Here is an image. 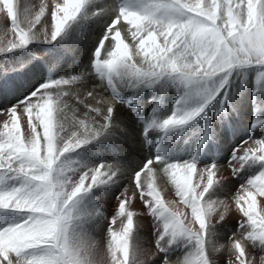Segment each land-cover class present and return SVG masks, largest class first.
I'll list each match as a JSON object with an SVG mask.
<instances>
[{
	"label": "bare ground",
	"instance_id": "1",
	"mask_svg": "<svg viewBox=\"0 0 264 264\" xmlns=\"http://www.w3.org/2000/svg\"><path fill=\"white\" fill-rule=\"evenodd\" d=\"M35 1H36L35 2V12L39 14V16H38V21L35 24V26L33 27L31 26L32 28L27 23L25 24L24 22H21L22 13L20 14L17 10H14L9 7L7 8L6 3H4L5 5H3V3L0 4V6H2L0 7V147L2 146L3 140L5 139L6 132H11V131L15 132L18 137L20 136L21 145H22L21 148H23V149H20L19 153L21 154L23 153L24 155L25 153H29L30 155L33 156L32 158H36L37 161L38 160L40 161L39 163L42 164L43 169H50L52 173L50 174V179L48 180V178L42 177L45 174L43 170H39V171L34 170L35 176L33 177L34 179L33 182H30L28 180H21L24 186L21 188L10 190V191L4 189V185H2V184H5L6 186L7 181L5 182L1 181L2 183H0V197H3V198H0V205L6 204L9 201L7 198H4V197L16 196L20 191L25 192L22 196L26 198V201H29V203H33V204H28L27 208H25L24 210L31 208L35 210V214H36L33 217L31 222L28 221L29 223L28 226L31 227V225L37 224L38 218H40L41 216V212H42L41 202L43 201V196H40V194L46 193L44 198H46L47 196L58 197L56 211H57L58 218H59V229L63 232H66V231L69 232V235L72 236L70 232H72L77 227L76 224L78 222L73 224L71 220H69L71 206H72L70 199L80 198L82 202V205H80L81 208H80V213H79L81 217L80 220L82 221L84 228L86 229L89 228L91 229V231H93L92 234L96 242L97 241L101 242L102 238H104L105 235L107 236L109 232H113V231H119V232L125 231L126 232L127 230H130V229L131 230L133 229L135 232L136 231L141 232L147 235V238H149V234L153 232V230H155V227H156L155 226L156 224L154 225L147 219V215L152 211L151 209L156 208L159 211L164 210L168 212V213L165 212L163 216H161L162 214L159 215L160 219L162 218L163 223H164V217L173 216V217H178V218L183 219L185 215H189L190 213H192V210H191L192 206H193V210L195 211V208H194L195 203L196 204L200 203L201 206L204 208V210L201 209L203 210V212L200 213L199 216L202 217L207 214H210V216H208L209 218H207V222L208 223L211 222V224H209V227H210L209 231L213 232V231H216V229L217 231H225L227 229L231 230L230 228L237 229L236 226L231 227V225L227 224L226 221L223 220V222H221L218 220V218L220 217L223 218V215H226L225 217H227V215H232V214H236V215L238 214L239 216L243 215L242 217L244 218V216L248 214L246 210H243V208H239L238 206L235 205V203L240 205L241 207L245 206L244 203L246 200L248 201L254 198L255 192L253 191L257 192V190H255V183L258 180H260L262 176L260 177H256V176L259 175L258 172L262 169L261 162H264V135H262V132H264V126L259 128L256 132H254L251 138L247 136L248 131L246 127L248 128L250 124L249 117H248L249 107L247 105L248 104L247 102L250 97V90L244 91L243 94H241L244 88H241L240 91H236V94L239 95V98L237 96L236 109H234L233 108L234 106H232L233 103L231 104V99L234 102V98H235V93H232V90L234 89L232 85H231V90L228 96L226 98H223L222 97L223 92L221 90L218 91L217 88L215 87V84L214 85L213 83L209 84L210 86L208 87L207 97H210V100L213 102V104L216 107V112H215L216 115L213 121L209 119L203 122L202 121L203 118H199L197 116L198 112L195 109L189 110L181 105L183 101V93H182L181 88L185 91L186 93L185 96L188 97L189 99H192L194 95L195 97L197 96V94L199 93L198 89L202 87V83H203L198 79H192V76H191V79H189L186 76L187 74H191V73H186L187 72L186 70L196 67V64L193 63L194 55H197L196 59L199 60V59H202V54H201V51L196 50V48H194L195 51L193 53L191 52H188V54L185 53L187 51L185 50L187 49L186 47L184 49V44L186 42H183L182 41L183 39H181V37H183L185 32H187L185 31L184 26L185 24H188L190 29L188 31L189 33L187 34L191 33V36L196 35L198 33L197 31L207 33L208 40L207 42H205L206 43L205 45L210 46V45H213V42L217 41L218 39L216 40L215 32L213 29H211L212 27L209 28L210 26V24H208L209 20L207 21V25H209L208 28H206L207 27V25L205 24L206 22L203 23L202 20H200L202 22H199L197 19H193L191 23L185 22V24L183 20H182L183 22H180L181 19H178L177 17H181V16L184 17L182 13L184 12V10L186 11L187 9V7L183 5V3L181 4V7L179 6L180 8L179 7L176 8V11H179V12H172V13H175L174 15H176L177 17L175 16V19H174L173 18L174 15H173L172 18L174 20L172 19L171 21H174L173 23L177 24V28L175 31H173L174 29L173 27H171L173 30L170 28L172 31L171 30L169 32L167 31L169 36H173V38L170 37L169 39L168 37L167 40H165L166 41L165 43H167L166 45L168 46V49H169V57H172L173 63L169 64L168 63L169 61H167L169 59L167 60L165 59V61L167 62L165 63L164 69L166 73L168 72L177 73V75L174 76L175 77L174 81L176 83L174 87H172V81H173L172 80L171 84L165 87L167 81L172 79L169 77H166V79L160 82L161 85H160L159 90H157V92L159 93L161 92L163 95L162 109L160 111L159 105H158L157 107L158 109L152 110L151 113L149 112L150 115L148 114L146 115V113H148L149 110L151 111V109L153 108L152 107L153 105H157V102L160 103L159 96L156 94V92L153 91V88H151L149 84L141 85V86L138 85V87H136V81L137 82L143 81V80L138 81L137 80L138 78L136 79V77H138V75H136L138 74L136 70H139L138 68H141L142 66L148 65V63H150V59L148 58L147 53L141 52L137 54L136 53L137 50L135 49L136 50V51L134 50L135 54H133L134 53V51H132L134 49L133 45L130 47V49L128 48L127 50L125 49L122 50V48L121 49L118 48V51L116 52H113L110 49L112 52L106 55L107 62L105 61L106 58L104 59V61L107 63V67L102 66L105 70L101 68L103 72L107 71L106 82L104 81V78L102 79V81L101 79L99 80V77L97 79V77H95L94 73L92 72L90 68L91 59H92L91 65H94V61L96 60H97L96 65L98 67L99 65L102 64L101 60L99 61L97 59L98 52L95 53L94 48L97 45V42L99 38L101 37L102 33H104V30L106 28L108 29L109 26L107 27V24L112 21V18H114V20H116L119 26L122 28L121 29L122 34L123 33L126 34V32H124L123 29L126 30V27L129 28L130 24H132L131 22H135V25H136V14L134 13L126 14V16L129 15L128 16L129 19L126 16H124L128 9H132V12H133V9L135 6L132 3L133 1L132 0H116V1L115 0H85L86 2L90 1V3H88V6L84 8V11H85L84 16L87 17L88 15L87 10H92V9H95L99 12L101 11V14H103L102 18L100 19L99 24H97L96 26L94 24L97 18H94V21L90 20L91 22L90 21L86 22V20H82V19L80 20L79 18L75 17L76 9L78 7L80 0H35ZM225 1L222 2V0H213V3H212L211 0H187L186 2L190 3L191 5H195V7L193 6L194 8L191 6L195 10V12L196 11H198V13L205 12L207 13V15L209 16L211 15V19H212L214 18L213 15L215 14L214 12L216 11V8L214 7L215 5L220 6L223 11L225 9L226 10L228 9L227 5H224V3L226 4ZM227 1L228 2L232 1V3L236 4L239 1L243 2L244 0H227ZM247 2H248L247 6H243L240 8L241 13L243 12V16H240L241 23H244L247 26L251 25L252 24L251 18L257 21L256 18L258 17L256 16H261V19L259 18L258 19L261 20V23L264 25V0H247ZM188 3H185V5ZM118 4H120L119 7L121 9L118 7ZM12 5L14 6V4ZM127 5L129 7H127ZM123 6L124 8L126 6L127 10L122 8ZM138 7H139V3H138ZM162 7L163 6L161 5V8ZM148 8L150 9L151 12L154 13L153 16L149 15L150 18L154 20V21H151L154 24V22L158 20L155 17V11L157 13L160 7L158 8L157 4L150 2ZM188 8H189V5H188ZM136 9L134 10L136 11ZM221 9H220V12H221ZM124 10H125V13H124ZM20 11L24 12V10H20ZM29 12H30L29 14L30 16L31 11ZM231 12H229L228 15H231ZM33 13H32L33 16H30L31 18L33 17L35 18L36 16L34 15L36 13L34 14ZM188 13L190 12L188 11ZM146 14H148V11H146ZM190 15H192V13ZM171 16L172 14L169 15V18ZM192 16L195 17L194 15ZM12 18L14 19L15 23L13 22ZM124 18L125 20L127 18L128 24L122 23ZM106 19H107V22H106ZM146 19H147V15H146ZM164 19H165L164 20L165 22L167 20L165 18V15H164ZM98 21L99 20L97 19V22ZM171 21L168 20L166 22L170 23ZM212 24L215 25L214 22H212ZM113 25H111L110 27L114 29ZM169 25H172V24H169ZM169 25H168V28L170 27ZM84 26H87V27L90 26V29L88 30V32H87V29H83ZM132 26H134V24ZM142 26L143 24H141V30L139 26V30H140L139 32H142V30H144V28L142 29ZM17 27H19L20 30L22 31L23 33L22 36L18 37L15 34ZM110 27H109V30L111 31ZM115 28H116V25H115ZM113 29H112V32H113ZM151 29L150 30L148 29V30L151 31ZM109 30H106V31L109 33L110 32ZM115 30L116 29H114V31ZM148 30L146 29L145 34L148 33ZM159 30H161V28H159ZM61 31H64V39L62 40H60V37H58ZM137 31H138V27H137ZM76 32L78 33L79 36H76L77 35ZM112 32H110V34H112ZM117 32L118 31H115L114 35H117L118 37ZM106 34L107 33H105V35ZM133 34L136 36L135 32ZM168 34L166 33V35ZM126 35L128 36V34ZM141 35L143 36V33ZM151 36H154V35L151 34ZM123 37H120V38H123ZM194 39L195 38H193V40ZM198 40H195L194 44L196 43L199 45ZM67 42L69 43L67 44ZM117 42H118V38H117ZM246 42L248 41L246 40ZM246 42L244 41V43ZM35 43L38 45H36ZM110 43H111V40L108 37L104 41V45L107 46ZM112 43L114 42L112 41ZM253 43H255V41ZM146 44H147V41H146ZM187 44H189V42ZM200 45L199 47H197L199 48V50H201ZM217 45L218 44H216V46ZM61 46L67 49L60 50ZM202 46H203V43H202ZM21 47H23L24 49H27L29 53L28 54L22 53V59L18 60L16 57H14V52L16 51V49H19ZM103 48H105L104 51H106V47H103ZM141 48L139 49L141 50ZM248 51L249 53H251L250 50ZM68 52H70L71 55L74 53V57L71 58L72 56L71 57L68 56ZM94 53L95 55L93 56ZM218 53H221V52H218ZM102 54L105 57L104 53ZM102 54L99 53V58L102 56ZM126 55L130 56L131 62H129L128 58H127L128 60L126 59ZM251 56H253L252 53H251ZM58 58H59V61L61 59V64L63 63L61 66L55 62V60ZM76 59L78 61L74 62ZM2 60L5 61V64L3 66H2V63H3ZM78 63L79 65H81V67H80V70L76 72L79 67ZM17 64L22 65L23 68L22 69L12 68L14 66H17ZM114 64H117L118 66H120L119 71L118 70L116 71L114 69ZM111 66L113 67V69L109 68ZM214 67H216V64ZM158 68L160 69L161 67H158ZM210 69H208V71ZM157 71L159 72L160 70H157ZM70 73L73 74V79L74 81L76 80L77 82L76 86L74 85L75 83H73L72 79H71L72 83L69 79ZM144 77H149V76L144 75ZM152 77L154 78L155 76H152ZM157 79L159 78L157 77ZM103 81L105 82V84L107 83V85H109L108 89L106 88L104 90L105 84H103ZM150 81L152 80L150 79ZM64 82L69 83L68 87L64 85ZM213 82H215V80ZM143 83H146V82H143ZM157 83H159V81ZM53 84H54L53 90L51 89V93L48 92L49 93L48 94L45 91V88ZM253 85L251 84V86ZM113 86L114 88L116 87V89L122 87L121 89L123 90L121 92H114ZM162 87H165V89ZM136 88L137 90H141L142 92L146 91L145 95L142 94V92L141 93L139 92L140 96L137 95L138 97L143 98V100L145 99L144 100L145 104L143 103L144 108H141V106L138 105L137 116L139 115L141 116L143 114L142 117L145 118V122L142 121V123H139V124L137 123L139 122V120H137L136 122V119H137L136 116H132L130 112L131 108L133 109V111L136 110L135 109L137 106L136 105V102H137L136 101ZM76 89H78V91L75 94L74 91ZM127 89L129 90L127 91ZM178 90L181 94V97L178 99L179 101H177V103L173 105L174 108H172L173 107L172 104L174 103V100H175V93ZM255 90L252 89V91H255ZM84 93L86 97L83 95ZM256 93H257L256 94L257 100H259L261 106L264 107V93H261V94H259L258 92ZM164 94H166L167 97H165ZM113 95H116V97L122 98L124 101H127V104L129 105L130 109L126 110L123 106L116 105V103H114L112 99L110 98ZM121 95H123L124 97ZM116 101L118 100L116 99ZM198 103L200 104L199 100H198ZM24 106L32 107V111L30 113H23L22 108ZM236 110L240 114V117H241L240 119H234ZM140 111H143V112L140 113ZM261 119H264V112L261 114L260 119H257V120L260 121ZM145 123L151 124V127H149L150 129H148L144 135V140H146L145 139L146 137L150 138L149 145L147 146L149 149V153H147L148 151L144 150L143 148L144 141L140 136L141 131H143L144 129L143 124ZM227 125L230 126L229 127L230 128L229 130H231L229 131L230 133L226 132L225 130L226 127H228ZM145 127H148V124ZM162 130H166L167 132H169L172 137V141L167 142V144L169 143L168 154H166L164 150L166 142L164 139H162V136L158 134L159 132H162ZM189 131L192 132V135L189 137L190 139H193L194 142L197 140L196 138H198L199 140L201 138V135L203 137V133L205 132L204 133L205 139L203 141V144L201 143L202 146L199 148L194 158H193L194 153L192 152V150H190L188 154L186 155L183 154L184 150H186L187 148L186 146L187 143L185 140L183 142L182 138L188 140L187 132ZM147 134L148 135L150 134V135L148 136ZM159 139L161 140V144L156 146ZM215 149H217L216 151L218 152V153L216 152L217 156H214V154H216ZM193 150L196 151L197 146H194ZM212 150L214 152H212ZM154 152H157V154H160V161L158 160L159 158L158 159H155V157L153 158ZM189 155L191 156V158H186L182 161L179 160L180 158H183L185 156L187 157ZM172 160H177L175 161L176 164L175 163L174 165L169 164V166H167L168 161H172ZM3 161H4L3 155L0 153V168L2 166ZM146 161H147V164L145 165L144 169H142L143 164ZM165 162H167L166 163L167 165H165ZM17 164L20 167V169L26 168L25 166L30 167V165L20 160L17 161ZM263 171L264 169L262 170V172ZM136 173L139 176L138 175L136 176L135 175ZM235 173H237L238 177L237 179L234 180L232 177H233V174ZM241 175H245V179L239 178V176ZM5 179L8 180V178H5ZM25 183H27L28 186L27 184L25 185ZM243 183H246V184H243ZM238 185H239V188H237ZM25 186L31 187V189L27 191V188ZM259 192L261 193V191ZM33 194H35L36 196L32 197ZM39 196L42 199L39 200L40 202L37 205H34V202L29 199L30 197H32L33 199L38 197L39 199ZM236 198H240V199L236 201L235 200ZM147 202H150V204H148ZM10 203L12 204V201ZM147 205H149L150 207ZM10 206L11 205H9V207ZM76 207L75 209H77ZM259 208L260 207H258V209ZM13 209L15 210V205ZM260 213H262V211ZM79 214L77 213V215ZM256 214H258V211ZM75 215H76V212H75ZM152 216L151 218H153ZM194 217H196V214H194ZM125 219H128V220L130 219L131 221L125 222ZM260 219L258 221H260ZM195 223L186 222L185 228L190 230L192 229L191 224H193L194 227L197 226V224ZM183 225H185V223H183ZM246 225L248 226V223H246ZM38 226L39 225L35 226V229H37ZM165 227L167 226L165 225ZM169 228L171 229V227ZM173 231H174L173 229H171V231L169 230V232L171 233ZM30 232H28V234ZM130 232L133 233V231H130ZM212 232L211 233L208 232V233L212 234ZM234 232L232 231V233ZM198 235L200 236L201 233L200 234L198 233ZM226 235L228 234L226 233ZM110 236H113V235H110ZM114 236L116 235L114 234ZM153 236L156 237V235L154 234ZM142 240H140V242ZM133 241H131V243ZM155 241L157 240L155 239ZM161 241L162 240H160L159 243H161ZM110 242H108V245ZM172 242H174V240ZM45 243L47 244L46 241ZM121 243H123V239ZM159 243L157 244L158 246L161 247ZM217 243L219 244V242ZM155 244L154 246H156ZM212 244H214V242ZM167 245H168V241H167ZM177 245L180 246V244L178 243ZM18 246H15V247L13 246L11 248L6 246L4 248H1L2 251L0 250V264H46L43 261V257H37L35 262H27V263L21 262L17 258V256L21 255L22 250H19L20 244ZM219 246L221 248V245ZM120 247H123V246H120ZM187 247H186L187 251H189V249L193 250L192 248L188 249ZM77 248L78 247H76V249ZM133 248L134 247L132 246L131 250H133ZM161 249L162 248H160V251ZM200 249H203V248H200ZM218 249L219 248H217V250ZM225 249H227V247ZM148 250L149 249H147V251ZM212 250H215V249H212ZM122 251H125V248ZM39 252L40 250L37 251L36 253L38 254ZM196 252L192 251L191 254L193 255ZM198 253L201 254L200 252ZM221 254L223 253L221 252ZM225 254H227V252ZM126 257H127V254H126ZM161 257L163 260V255L160 256V258ZM226 257L228 258V256ZM39 258L42 260V263L37 262ZM112 258L115 259V256ZM194 258L196 259V257ZM210 260H211V257H210ZM53 261H54V258L51 256L48 262L52 263ZM120 261H121V258H120ZM153 261L155 262L156 259H154ZM110 262L112 261H109V264ZM169 262L172 263V260L171 261L169 260ZM104 263L106 264V262Z\"/></svg>",
	"mask_w": 264,
	"mask_h": 264
},
{
	"label": "rangeland",
	"instance_id": "2",
	"mask_svg": "<svg viewBox=\"0 0 264 264\" xmlns=\"http://www.w3.org/2000/svg\"><path fill=\"white\" fill-rule=\"evenodd\" d=\"M32 1V2H31ZM85 0H80L79 1V4H78V7L76 9V13H75V17L76 18H79L80 20H86V22L92 20L94 21V18H97L99 21L97 22V19L95 21V26L97 24H99L100 22V19L102 18L103 14H101V11H97L95 9H92V10H87L86 12L88 13L87 17L84 16V8H86V6H88V3L89 2H86L84 3ZM116 1V0H115ZM133 4L136 6H134V9H136V11L133 9V12H132V9H128L127 10V7H129L127 5V7L124 6L122 8L126 9L127 12L125 13V10H124V13L126 16V14H129V13H134L136 14V25H135V22H131L132 24H130V27H126V30L123 29L124 32H126V34H128V36L126 34H122L121 32V27L119 26L118 22L116 20H114V18H112V21L109 22L107 24V27L113 25L114 26V29H116L115 31H118V37L117 35H114V29L111 28V31L109 30V27L108 29L106 28L104 30V33H102L101 37L99 38L98 42H97V45L95 46L94 48V52L97 53L98 52V57L97 59L101 62L102 64L99 65V67L96 65V61H94V65H91V62H92V59L90 60V68L92 70V72L94 73L95 77H99V80L104 78V81L106 82V79H107V71L106 72H103V70H105L102 66L104 67H107V58H106V55L110 54V52H116L118 51V48L122 50H127L128 48L130 49V47L133 45V50L134 51L135 49L138 51H136L137 54L141 53V52H145L147 53V56L148 58L150 59V63H148V65H145V66H142L141 68H138L139 70H136L138 74V77H136V79L138 81H142V82H137L136 81V87H138V85H150L151 88H153V91L156 92V94L159 96V102H157V105H153L151 111L149 110L148 113H146V115H150L149 112L151 113L152 110H155V109H158V105H159V109L161 111L162 109V105H163V95L162 93L160 92H157V90H159L160 88V85H161V81H163L164 79H166V77H169V78H172L170 80L167 81L166 86H168L169 84H171V81H172V87H174L175 85V77L177 75V73H172V72H168L166 73L165 72V63L167 61H169L168 63H173V59L172 57H169V49H168V46L166 45L167 43H165L167 40V38L169 37H172L173 36H169L168 32L172 29L171 27H173V31L176 30L177 28V24L176 23H173L174 21H171L173 18L175 19V16L174 15L175 13H172V12H179V11H176V8H178L179 6L181 7V4L183 3V5L185 7H187L186 11L184 10V12L182 13V15H184V17H177L178 19H181L180 22H183L184 21V24L185 22L187 23H191V21L193 19H197L199 22H202L205 23L207 25V21H208V24L206 28H211L214 30L215 32V35H216V40L215 42H213V45L216 43L218 44L216 46V44L213 46V45H210V46H207L205 45L208 40L207 38V33H203V32H200V31H197L198 33L196 35H192L191 36V33L190 34H187L189 33V29L190 27L188 26V24H185L184 26V29L185 31V34L183 35V37H181V39H183L182 41L183 42H186L184 44V49L185 47L187 50L185 53L188 54V52H191L193 53L195 51L194 48H196V50L198 51H201V54H202V59H199L197 60L196 57L197 55H194V58H193V63L196 64V67L194 68H190L188 70H186L187 72L186 73H191V74H187L186 76L191 79V76H192V79H198L200 80L202 83V87H200L198 89V94L197 96L195 97V95L193 96L192 99H189L188 97H186V93L185 91L181 88L182 90V93H183V101L181 103V105L189 110H193L195 109L198 114L197 116L199 118H203L202 121L204 122L205 120H209L211 119L212 121L215 119V112H216V107L215 105L213 104V102L210 100V97H207V92H208V87L210 86L209 84L210 83H213V85L215 84V87L217 88V90H221L223 92L222 94V97L223 98H226L228 96V94L230 93V90H231V85L232 87L234 88L232 90V93H235V98H234V102L233 100L231 99V104L232 106H234L233 108L236 109V98L238 96L239 98V95L236 94V91H240L241 88H244V90L241 92V94H243L244 91H248L250 90V97H249V100H248V107H249V121H250V124L248 126V128L246 127L248 133H247V136L249 138H251L254 134V132H256L259 128H261L262 126H264V119H261L260 121H258L257 119H260V116L261 114L264 112V107L261 106L259 100H257V93L258 92L259 94L261 93H264V25L261 23V16H256L258 18L257 21L252 19L251 18V25H246L244 23H241L240 21V16H243V12L241 13L240 11V8L243 7V6H247V0H244L243 2L239 1L238 3L234 4L232 3V1H225V0H222V2H226V4L224 3V5H227L228 9L226 10H222L220 6L218 5H215L214 7L216 8V11L214 12L215 14L213 15L214 18L211 19V15H207V13L205 12H199L196 11L193 9L195 7V5H191L190 3L186 2L187 0H149L150 2H153L154 4H157L158 8L160 7V9L157 11H155V17L156 19V22H154V24L151 22V21H154L153 19L150 18V16H153L154 13L150 11V7L148 8L149 6V1L147 0H132ZM138 1V2H137ZM161 1V3H160ZM19 2V3H18ZM0 0V4L3 3V5H5L4 3H6V7L8 8H12L14 10H17L20 14L22 13L21 15V22H24L25 24L27 23L30 27L32 26H35V24L37 23L38 21V16L39 14H37L35 12V0ZM211 2L213 3V0H211ZM14 4V6L12 4ZM33 3V4H32ZM138 3H139V7H138ZM185 3H188L185 5ZM11 4V5H9ZM31 4V5H30ZM87 4V5H86ZM145 4V5H144ZM230 4V5H229ZM238 4V5H237ZM244 4V5H243ZM19 5V6H18ZM24 5V6H23ZM80 5V6H79ZM147 5V6H146ZM161 5L163 6L161 8ZM165 5V7H164ZM188 5H189V8H188ZM90 6V5H89ZM120 6V4H118V7ZM144 6V7H143ZM193 8H192V7ZM230 6V7H229ZM2 7V6H0ZM20 7V8H19ZM61 7V6H60ZM141 7V8H140ZM147 7V8H145ZM179 7V8H180ZM234 7V8H233ZM18 8V9H16ZM34 10H33V9ZM120 8V7H119ZM165 8V9H163ZM245 8V7H244ZM121 9V8H120ZM220 9H221V12H220ZM20 10H24L23 11H20ZM167 12H166V11ZM194 10V11H193ZM232 10V12H231ZM26 11V12H25ZM31 11V15L30 16H33L32 13L34 11V15L35 18H31L29 16L30 12ZM91 11V12H90ZM94 11V12H93ZM97 11V12H96ZM131 11V12H130ZM140 14H138L137 13ZM146 11H148V14H146ZM188 11L190 13H188ZM227 11V12H226ZM29 12V13H28ZM96 12V13H95ZM150 12V14H149ZM165 12V13H164ZM169 12V13H168ZM187 12V13H186ZM229 12H231V15H228ZM239 12V13H238ZM27 13V14H26ZM83 13V15H82ZM95 13V14H94ZM123 13V12H122ZM165 15V18L167 19L166 21H171L170 23L169 22H164V15L162 16L161 15ZM167 13V14H166ZM192 13V15H194L195 17H193L192 15H190ZM147 15V19H146V15ZM172 14V16L169 18V15ZM28 17H27V16ZM91 17H90V16ZM100 15V16H99ZM138 15V16H137ZM141 15H145L144 17L141 16ZM150 15V16H149ZM160 15V17H159ZM174 15V17H173ZM190 15V17H189ZM81 16V18H80ZM98 16V17H97ZM129 15H127L126 17L129 19L128 17ZM149 16V17H148ZM188 16V17H187ZM201 16V17H200ZM23 17V19H22ZM173 17V18H172ZM31 20H30V19ZM87 18V19H86ZM127 18L125 20V18L123 19V24H128L127 22ZM141 18V19H140ZM150 20H149V19ZM176 18V19H177ZM185 18V19H183ZM201 18V19H199ZM108 19V18H107ZM107 19H106V22H107ZM160 19V20H159ZM173 19V20H174ZM188 19V20H187ZM13 22H14V19L12 18ZM183 20V21H182ZM187 20V21H186ZM202 20V21H200ZM33 21V22H32ZM163 21V22H162ZM10 22V21H9ZM80 22V21H79ZM91 22V21H90ZM127 22V23H126ZM147 22V24H146ZM158 22V23H157ZM161 22V23H160ZM212 22L215 23V25L212 24ZM11 23V22H10ZM15 23V22H14ZM162 25H160V24ZM32 24V25H31ZM134 24V26H132ZM141 24H143L142 26V29L144 28V30H142V32H139L141 30ZM166 24V25H165ZM169 24H172V25H169ZM115 25H116V28H115ZM138 25V26H137ZM150 25V26H149ZM168 25L170 26L168 28ZM94 26V27H95ZM102 26V25H101ZM100 26V28H101ZM139 26H140V30H139ZM155 26V27H154ZM157 26V27H156ZM159 26V27H158ZM165 26V27H164ZM167 26V28H166ZM180 26V25H179ZM187 26V27H186ZM215 28H214V27ZM31 27V28H32ZM80 27V26H78ZM118 27V28H117ZM137 27H138V31H137ZM243 27V28H242ZM120 28V29H119ZM128 28V29H127ZM152 28V29H151ZM159 28H161V30H159ZM171 28V29H170ZM245 28V29H244ZM259 28V29H258ZM83 29H87V32L88 30L90 29V26L87 27V26H84ZM95 29V28H93ZM112 29H113V32H112ZM134 29V30H133ZM146 29L148 30V33L145 34V31ZM106 30H109L110 32H112V34H110V32L108 33ZM120 30V31H119ZM171 30V31H172ZM246 30V31H245ZM259 30V31H258ZM137 31V32H136ZM154 31V32H153ZM160 31V32H159ZM168 31V32H167ZM253 31V32H252ZM86 32V33H87ZM121 32V33H120ZM135 32L136 36L133 34ZM241 32V33H240ZM251 32V33H250ZM255 32V33H254ZM77 33V32H76ZM105 33H107L105 35ZM143 33V36L141 35ZM166 33L168 35H166ZM246 33V34H245ZM15 34L19 37V36H22L23 33L22 31L20 30L19 27L16 28V31H15ZM84 34V32H83ZM88 34V33H87ZM116 34V33H115ZM145 34V36H144ZM154 35V36H151ZM160 34V35H159ZM201 34V35H200ZM206 34V35H205ZM109 35V36H108ZM122 35V36H121ZM124 35V37H123ZM138 35V37H137ZM140 35V36H139ZM147 35V36H146ZM149 35V36H148ZM165 35V36H164ZM187 35V36H186ZM245 35V36H244ZM76 36H79L78 33ZM75 36V37H76ZM109 37V39L111 40V45H104V41ZM126 36V37H125ZM185 36V37H184ZM189 36V38H188ZM197 36V38H196ZM248 36V37H246ZM60 37V40L64 39V31H61L59 36ZM112 37V38H111ZM116 37V38H115ZM120 37H123V38H120ZM132 37V38H131ZM135 37V38H134ZM137 37V38H136ZM163 37V38H162ZM166 37V38H165ZM187 37V38H186ZM192 37V38H191ZM82 38V37H81ZM115 38V39H113ZM117 38H118V42H117ZM131 38V39H130ZM143 38V39H142ZM162 38V39H160ZM186 38V39H185ZM193 38H195L193 40ZM201 38V39H199ZM245 38V39H244ZM103 39V40H102ZM105 39V40H104ZM122 39V41H121ZM189 39V40H188ZM192 39V40H190ZM199 39V40H198ZM79 40V39H78ZM116 40V41H115ZM131 40V41H130ZM180 40V39H179ZM185 40V41H184ZM195 40H198L199 41V45H200V48L201 50H199V45L198 44H194V41ZM201 40V41H200ZM203 40V41H202ZM224 40V41H223ZM246 40L248 42H246ZM102 41V42H101ZM112 41L114 43H112ZM146 41H147V44H146ZM162 43H161V42ZM181 41V40H180ZM189 44H187L188 42ZM227 41V42H226ZM244 41L246 43H244ZM255 41V43H253ZM101 42V43H100ZM117 42V44H116ZM135 42V43H134ZM138 42V43H137ZM66 43V42H65ZM69 42H67L68 44ZM103 43V44H102ZM137 43V44H136ZM192 43V44H191ZM202 43H203V46H202ZM220 43V44H219ZM36 44V43H35ZM99 44V45H98ZM126 44V45H125ZM145 44V45H144ZM150 47H149V45ZM253 44V45H252ZM38 45V44H36ZM70 45V44H69ZM104 45V46H103ZM116 45V46H115ZM120 45V46H119ZM125 45V46H124ZM128 45V46H127ZM143 47L141 48L140 47ZM149 47H147V46ZM198 45V46H197ZM106 47V51L105 48L103 47ZM112 46V47H111ZM118 46V47H117ZM122 46V47H121ZM127 46V48H126ZM146 46V47H145ZM189 48H188V47ZM224 48H223V47ZM62 47V48H61ZM60 47V50H66L67 48H63V46ZM97 47V48H96ZM136 47V48H135ZM138 47V49H137ZM145 47V48H144ZM193 47V48H192ZM212 47V48H211ZM214 47V48H213ZM141 48V50L139 49ZM250 48V49H249ZM252 48V49H251ZM112 51H111V50ZM144 49V51H143ZM150 49V50H149ZM190 49V50H189ZM208 51H206V50ZM225 49V50H224ZM109 52H108V51ZM147 50V51H146ZM149 50V51H148ZM214 52H213V51ZM217 50V51H216ZM252 53L253 56H251V53H249V51ZM252 50V51H251ZM255 50V51H254ZM101 51V52H100ZM120 51V50H119ZM130 51V52H132ZM135 51L133 54H135ZM140 51V52H139ZM263 51V52H262ZM67 52V51H65ZM75 52V51H74ZM127 52V51H126ZM218 52H221V53H218ZM242 52V53H240ZM22 53L24 54H28L29 51L27 49H24L23 47L19 48V49H16V51L14 52V57H16L18 60H21L22 59ZM95 53L93 54V56L95 55ZM99 53L102 54L104 53L105 57L102 56L99 58ZM120 53V52H118ZM225 53V54H224ZM228 53V54H226ZM220 55V56H219ZM245 55V56H244ZM256 55V56H255ZM68 56H72L71 58L74 57V53L71 55L70 52H68ZM205 56V57H204ZM217 56V57H216ZM260 56V58H259ZM104 57V58H103ZM215 57V58H214ZM254 59H253V58ZM106 58V62L104 61V59ZM129 59V62H131V58L129 55H126V59ZM210 58V59H209ZM127 59V60H128ZM147 59V60H149ZM165 59H169L167 61H165ZM223 59V60H222ZM228 59V60H227ZM230 59V60H229ZM163 60V61H162ZM209 60V61H208ZM212 60V61H211ZM215 60V61H214ZM59 61V58L55 60L56 63H58V65H62L61 64V59ZM78 61L77 59L74 61L76 62ZM162 61V62H161ZM201 61V62H200ZM2 66L5 64V61L2 60ZM100 62V63H101ZM148 62V61H147ZM198 62V63H197ZM220 62V63H219ZM234 63V64H233ZM208 64V65H207ZM216 64V67H214ZM224 66H222V65ZM79 65V63H78ZM162 65V66H160ZM200 67H199V66ZM203 65V66H201ZM210 65V66H209ZM58 66V67H60ZM97 66V67H96ZM237 66V67H236ZM256 66V67H255ZM80 67L81 65H79L78 69L76 72H78L80 70ZM158 67H161L160 69ZM198 67V68H197ZM211 67V69H210ZM213 67V68H212ZM12 68H15V69H22L23 66L20 65V64H17V66H14ZM103 68V70L101 69ZM110 69L113 67H109ZM152 68V69H151ZM158 68V69H157ZM203 68V69H202ZM236 68V69H235ZM254 68V69H253ZM257 68V69H255ZM114 69L117 71H119L120 69V66H118L117 64H114ZM143 69V70H142ZM197 69V70H196ZM205 69V70H204ZM208 69H210L208 71ZM142 70V71H140ZM146 70V71H144ZM155 70V71H154ZM157 70H160L159 72ZM190 70V71H189ZM196 70V71H195ZM200 70V71H199ZM204 70V71H203ZM95 71V72H94ZM102 71V72H101ZM139 71V72H138ZM153 71V72H151ZM164 71V72H163ZM212 71V72H211ZM233 71V73H232ZM50 72V71H49ZM141 72V73H140ZM150 72V73H149ZM230 72V73H229ZM51 73V72H50ZM61 73V72H60ZM147 73V74H146ZM172 73V74H171ZM194 75H193V74ZM207 73V74H206ZM143 74V75H142ZM158 74V75H157ZM171 76H169V75ZM236 74V75H235ZM240 74V75H239ZM242 74V75H241ZM245 74V75H244ZM103 75V76H102ZM105 75V76H104ZM145 76H149V77H144ZM168 75V76H166ZM152 76H155L153 78ZM161 78H160V77ZM202 76V77H201ZM232 76V77H231ZM235 76V77H234ZM243 76V77H242ZM152 77V78H151ZM157 77L159 79H157ZM197 77V78H196ZM226 79H225V78ZM112 78V77H111ZM110 78V80H111ZM146 78H150L152 81H150V79H146ZM205 78V79H203ZM211 78V79H210ZM219 80H217V79ZM235 78V79H234ZM239 78V79H238ZM62 79V78H61ZM69 79L71 81H73V83H75L74 85L76 86V80L74 81L73 79V74L70 73V76H69ZM182 79V78H180ZM207 79V80H206ZM233 79V80H232ZM237 79V80H236ZM212 80V82H211ZM215 80V82H213ZM253 80V81H252ZM71 81V83H72ZM103 81V84H105V82ZM155 83H154V82ZM159 81V83L157 82ZM206 81V83H205ZM225 81V82H224ZM50 82V81H49ZM143 82H146V83H143ZM220 82V83H219ZM222 82V83H221ZM224 82V83H223ZM239 82V83H238ZM250 84H249V83ZM254 82V83H253ZM256 82V83H255ZM258 82V83H257ZM132 83V82H131ZM138 83V84H137ZM218 83V84H217ZM155 84V85H154ZM159 84V85H158ZM180 84V83H178ZM222 84V85H221ZM251 84L253 86H251ZM256 84V85H255ZM64 85H66V87H68L69 83L68 82H64ZM107 83L105 84V88L104 90L107 88H109V85H107ZM114 85V84H113ZM229 85V86H228ZM53 85H50L48 86L47 88H45V91L48 93L50 92L51 93V89L53 90ZM74 86V87H75ZM220 86V87H219ZM251 86V87H250ZM50 87V89H49ZM111 87V86H110ZM157 87V88H155ZM165 87H162L165 89ZM114 88V86H113ZM122 88V87H121ZM121 88H117L116 87L113 89L114 92H121L123 89ZM219 88V89H218ZM247 88V89H246ZM258 90H257V89ZM47 89V90H46ZM224 89V90H223ZM255 90V91H252ZM50 90V91H49ZM129 89H127L128 91ZM196 90V89H195ZM262 90V91H261ZM78 91V89H76L74 91V93L76 94V92ZM197 91V90H196ZM229 91V92H228ZM135 92V91H133ZM142 92L141 90H137L136 88V110L133 111V109L131 108V115L132 116H136V122L137 120H139V122H137L138 124L139 123H142V121L145 122V118H143V114L140 116H137V112H138V105L141 106V108H144V100L143 98L141 97H138L140 96V93ZM146 91H143L142 94L145 95ZM203 93V94H202ZM226 93V94H225ZM49 94V93H48ZM125 94V92H124ZM85 97V93L83 94ZM117 95V94H116ZM116 95H113L112 97H110L112 99V101L114 103H116V105H120V106H123L126 110L130 109L129 105L127 104V101H124L122 98H118L116 97ZM138 95V96H137ZM83 96V98H84ZM88 96V95H87ZM123 96V95H121ZM165 97L166 94H164ZM202 96V97H201ZM241 96V95H240ZM253 96V97H252ZM109 97V96H108ZM124 97V96H123ZM181 97V94L178 91H176L175 93V100H174V103L172 104L175 105L177 103V101H179L178 99ZM138 98V99H137ZM145 98V97H144ZM256 98V100H255ZM89 99V98H88ZM116 99L118 101H116ZM90 100V99H89ZM115 100V101H114ZM198 100L200 101V104L198 103ZM204 102V103H202ZM119 103V104H118ZM144 103V104H143ZM235 103V104H234ZM146 107V106H145ZM174 108V106L172 107ZM23 110V113H30L32 111V107H27V106H24L22 108ZM238 110V109H237ZM236 110V114L234 116V119H240V114L237 112ZM143 112V111H140V113ZM136 113V115H135ZM134 114V115H133ZM143 122V123H144ZM148 124V127H145L147 126ZM150 123H145L143 124L144 126V129L143 131H141V138L143 139V148L144 150L148 151L147 153H149V149H148V145H149V139L148 137H146L144 140V135L146 133V131L148 129H150L149 127H151V124L149 125ZM225 125V124H224ZM193 126V124H192ZM228 127H226V132L230 133L229 130L230 126L227 125ZM206 131V130H205ZM205 133V132H204ZM204 133H203V137L201 135V138L198 140V138H196L197 140L194 142L193 139H190L189 136L192 135V132L189 131L187 132V139L189 140H186L184 138H182L183 142L184 140L186 141L187 143V148L186 150H184L183 154H188V152L190 150H192V152L194 153L193 154V158L196 156L197 154V151L199 150V148L202 146L201 143L203 144V141L205 139V136H204ZM234 133V132H233ZM236 133V132H235ZM151 134V133H150ZM149 134V135H150ZM159 135L162 136V139L165 140V152L166 154H168V148H169V143L167 144V142L169 141H172V137H171V134L169 132H167L166 130H162V132H159L158 133ZM186 134V132H185ZM148 135V134H147ZM148 135V136H149ZM250 135V136H249ZM262 135H264V132H262ZM151 137V136H150ZM164 137V138H163ZM263 137V136H262ZM7 138V139H6ZM12 138V139H11ZM176 138V137H174ZM8 140V141H7ZM15 141V142H14ZM159 143V144H158ZM157 145H160L161 144V140L159 139ZM197 143V145H196ZM146 144V145H145ZM185 145V144H184ZM199 145V146H198ZM191 146V147H190ZM194 146H197V150L194 151L193 150V147ZM22 145H21V139H20V136L18 137L17 134L15 132H6V136H5V139L3 140V143H2V146L0 147V153L3 155V159L4 161L2 162V166L0 168V183L2 182H5L7 181V184L5 186V184H2L4 185V189L10 191V190H14L16 188H21L24 186V184L22 183L21 180H28L30 182H33L34 179L33 177L35 176V171L36 170H43L45 172V174L42 176V177H45V178H48V180L50 179V174L52 173V171L50 169H43L42 167V164H40L39 160L37 161L36 158H32L33 156L30 155L29 153H25V155L22 153H19L20 149H23L21 148ZM147 147V148H146ZM190 147V148H188ZM184 148V147H183ZM182 148V149H183ZM188 149V150H187ZM217 149H215V153L217 152L216 151ZM183 151V150H182ZM212 152H214L212 150ZM218 153V152H217ZM217 153L214 154V156H217ZM27 154V155H26ZM191 155V154H190ZM185 156L183 158H180L179 160H184L186 158H191V156ZM27 156V157H26ZM19 157V158H18ZM29 157V158H28ZM155 157V159H158L160 161V154H157V152H154V156L153 158ZM24 159V160H23ZM27 159V160H26ZM31 159V160H29ZM20 160V161H24L25 163H27L28 165H30V167L28 166H25L26 168H22L20 169V167L18 166L17 164V161ZM36 160V161H35ZM175 161L177 160H172V161H168V165L166 164L167 162H165V165L169 166L170 165H174ZM149 162V161H148ZM147 164V161L144 162L143 164V167L142 169H144L145 165ZM176 164V163H175ZM262 164V169L258 172L259 175H257L256 177H260L262 176V178L260 180H258L256 183H255V190L256 191H253L255 192V196L254 198L250 199V200H246L244 205L245 206H240L238 204L235 203L236 206H238L239 208H243V210H246L248 212L247 215L244 216V218L242 217L243 215L239 216L238 214H232V215H227V217H225L226 215H223V218L220 217L218 218L219 221L223 222L226 221L227 224L231 225V227H234L236 226L237 229H234V228H230L234 233H232L231 230L227 229L225 231H209L210 227H209V224L207 222V218H209L208 216H210V214H207L205 216H199L200 213L203 212L204 208L201 206L200 203H195L194 204V208H195V211L193 210V206H192V213H190L189 215H185V217L182 219V218H178V217H164V223H163V220L162 218L160 219V216H163L165 214V212L167 211H159L157 210L156 208H153L151 209L152 211L147 215V219L153 223L156 227H155V230H153V232H151L149 234V238H147V235L141 233V232H138V231H134L133 229L131 230H127L126 232L123 231V232H119V231H113L114 234L116 236H114L113 232H109L107 234V236L105 235L104 238H102L101 242L100 241H97L95 240V238L93 237V231H91V229L89 228H84L83 226V223L82 221L80 220L81 217H80V205H82V202H81V199L80 198H76V199H70L71 200V203H72V206H71V211H70V216H69V220H71V222L73 224L77 223L76 224V228L70 232L72 236L69 235V232H63L59 229V218H58V214H57V211H56V205H57V201H58V197H50V196H47L46 198H44V196L46 195L45 194H40V196H43V201L41 202V208H42V212H41V216L40 218H38V222L37 224L35 225H31L28 226V221L31 222L33 217L36 215L35 214V210L33 209H27V210H24L25 208H27V205L28 204H33V203H29V201H26V198L23 197L22 195L25 193V192H22L20 191L16 196H7V197H4V198H7L9 201L6 203V204H2L0 205V250L2 251L1 248H4L6 246H8L9 248L11 247H15V246H18L20 244V249L19 250H22V253L21 255L17 256V258L23 262V263H27V262H35L36 261V258L37 257H43V261L44 263L46 264H103L104 262H106V264H109V261H112L110 262V264H264V171L262 172V170L264 169V162H261ZM35 170V171H34ZM24 173H23V172ZM50 171V172H49ZM32 173V174H31ZM257 173V174H258ZM49 174V175H48ZM29 177H28V176ZM136 176L138 175L137 173L135 174ZM134 176V177H136ZM139 176V175H138ZM8 178V180H4L3 178ZM238 175L237 173L233 174V179H237ZM239 178L241 179H245V175H241L239 176ZM2 181V182H1ZM27 183H25L26 185ZM243 184H246V183H243ZM28 186V184H27ZM27 191L29 189H31V187H27ZM237 188H239V185L237 186ZM257 188V189H256ZM261 188V189H260ZM261 191V193L259 192ZM36 195L33 194L32 197H35ZM39 196V199L38 197L36 198H32L30 197L29 199L31 201L34 202V205H37L39 204V200H41L42 198ZM258 196V197H257ZM0 198H3V197H0ZM240 198H236L235 200H239ZM45 200V201H44ZM54 200V201H53ZM56 200V201H55ZM74 200V201H72ZM79 200V202H78ZM12 201V204L10 203ZM257 201V203H256ZM261 201V202H260ZM14 202V203H13ZM16 202V203H15ZM77 202V203H76ZM81 202V203H80ZM183 202V201H182ZM22 203V204H21ZM56 203V204H55ZM74 203V204H73ZM148 204H150V202H147ZM21 204V205H19ZM76 204V205H75ZM256 204V205H255ZM9 205H11L9 207ZM14 205H15V210L13 209L14 208ZM17 205V206H16ZM3 206V207H2ZM48 206V207H47ZM51 206V207H50ZM77 206V207H76ZM149 206V205H147ZM152 206V205H151ZM249 208H248V207ZM260 207L258 209V207ZM12 207V208H11ZM74 207V208H73ZM75 207L77 209H75ZM150 207V206H149ZM153 207V206H152ZM252 207V208H251ZM21 208V209H20ZM254 208V209H253ZM20 209V210H19ZM74 209V210H73ZM146 209V208H145ZM203 209V210H201ZM253 211H252V210ZM263 209V210H262ZM22 210V211H21ZM24 211V212H23ZM26 211V213H25ZM30 213H29V212ZM156 211V213H155ZM258 211V214H256ZM262 211V213L260 212ZM75 212H76V215H75ZM199 212V213H198ZM256 212V213H255ZM77 213L79 215H77ZM118 213V212H117ZM160 213V214H159ZM168 213V212H167ZM196 214V217H194V214ZM74 214V215H73ZM116 214V213H115ZM155 214V215H154ZM27 215V217H26ZM153 215V216H152ZM256 215V216H255ZM30 216V218H29ZM57 216V217H56ZM151 216L153 218H151ZM236 218H235V217ZM157 217V218H156ZM194 217V218H192ZM234 217V218H233ZM258 217V218H257ZM169 218V219H168ZM187 218V219H186ZM191 218V220H190ZM206 218V219H205ZM211 218V217H210ZM246 218V220H245ZM262 218V219H260ZM75 219V220H73ZM79 219V220H77ZM156 219V220H155ZM160 221H159V220ZM180 219V221H179ZM196 223H195V221ZM237 219V220H236ZM257 221H256V220ZM260 219V221H258ZM77 220V221H76ZM162 220V221H161ZM210 220V219H209ZM262 220V222H261ZM74 221V222H73ZM131 221L130 219H125V222H129ZM167 221V222H166ZM178 221V222H177ZM199 221V222H198ZM205 221V222H204ZM231 221V222H230ZM246 221V222H245ZM256 221V222H254ZM181 222V223H180ZM186 222H191V223H195L197 224L196 227L193 226V224H191L192 226V229H187L185 228L186 226ZM230 222V223H229ZM258 222V223H257ZM27 223V225H26ZM44 223V224H43ZM168 223V225H167ZM183 223H185V225H183ZM199 223V224H198ZM246 223H248V226L246 225ZM261 223V224H260ZM14 224V225H13ZM162 224V225H161ZM181 224V225H180ZM13 225V226H12ZM20 225V227H19ZM23 225V227H22ZM38 226L37 229H35V226ZM162 229H161V227ZM165 225L168 227H171V229H173L174 231L171 233L169 232V230L171 231V229L168 227H165ZM255 225V226H254ZM262 225V226H261ZM79 226V228H78ZM82 226V227H81ZM190 226V228H191ZM17 227V228H16ZM31 229L29 230L28 229ZM34 227V228H33ZM249 229H247V228ZM253 227V228H252ZM257 227V228H256ZM13 228V229H12ZM16 228V229H15ZM160 228V229H159ZM206 228V229H205ZM251 228V229H250ZM260 228V229H259ZM258 229V230H257ZM8 230V231H7ZM28 230V231H27ZM163 234H162V232ZM166 230V231H165ZM177 230V231H176ZM193 230V231H192ZM199 230V231H198ZM203 230V231H202ZM229 230V231H228ZM237 230V231H236ZM255 230V231H254ZM31 231V232H30ZM90 231V232H89ZM130 231H133V233H131ZM161 233H160V232ZM165 231V233H164ZM258 231V232H257ZM28 232H30L28 234ZM136 234H135V233ZM178 232V234H177ZM182 232V233H181ZM203 232V233H202ZM208 232H212V234L208 233ZM220 237H219V235ZM226 232L228 235H226ZM230 232V233H229ZM3 233V234H1ZM79 233V234H78ZM131 233V234H130ZM198 233L201 235L199 236ZM246 233V234H244ZM156 235L155 236H153ZM159 236H158V235ZM169 234V235H168ZM204 236H203V235ZM210 234V236H209ZM30 235V236H29ZM110 235H113V236H110ZM126 235V236H125ZM131 235V236H130ZM137 237H135V236ZM144 235V236H143ZM164 235V236H163ZM169 239H168V237ZM176 235V236H175ZM226 235V236H225ZM232 235V236H231ZM80 236V237H79ZM134 236V237H133ZM163 236V237H161ZM166 236V237H165ZM175 239H174V237ZM209 236V237H208ZM223 236V237H222ZM35 237V238H34ZM44 237V238H43ZM68 237V238H67ZM111 237V238H110ZM116 237V238H115ZM123 237V238H122ZM132 237V238H130ZM153 237V238H152ZM229 237V238H227ZM61 238V239H60ZM76 238V239H75ZM80 238V239H79ZM139 238V239H138ZM147 238V239H146ZM163 238V239H161ZM177 238V239H176ZM180 238V239H179ZM210 238V239H209ZM33 239V240H32ZM75 241H74V240ZM78 239V240H77ZM109 239V240H108ZM118 239V240H117ZM123 239V243H121ZM136 239V240H135ZM143 239V240H142ZM150 239V240H148ZM154 239V240H153ZM155 239L158 241H155ZM174 242H172L173 240ZM183 239V240H182ZM231 239V240H230ZM71 240V242H70ZM83 240V241H82ZM114 240V242H113ZM128 240V241H127ZM134 240V241H133ZM140 240H142L140 242ZM161 241V243H159ZM166 240V241H165ZM171 242H170V241ZM176 240V241H175ZM204 240V241H203ZM223 240V242H222ZM225 240V241H224ZM33 241V242H32ZM42 241V242H41ZM45 241L47 242V244L45 243ZM59 241V242H58ZM67 241V242H66ZM74 241V242H72ZM87 243H86V242ZM107 241V242H106ZM112 241V242H110ZM130 241V242H129ZM131 241H133L131 243ZM153 241V242H152ZM167 241H168V245H167ZM208 241V242H207ZM228 241V242H227ZM21 242V243H20ZM41 242V243H40ZM85 242V243H84ZM99 242V243H98ZM108 242L109 245H108ZM116 242V243H115ZM126 244H125V243ZM135 242V243H134ZM166 242V244H165ZM170 242V244H169ZM180 244L177 245V243ZM187 242V243H185ZM207 242V243H206ZM214 242V244H212ZM219 242V244L217 243ZM24 243V244H23ZM98 243V244H97ZM119 243V244H118ZM138 243V244H137ZM141 243V244H140ZM151 243V244H150ZM156 243V244H155ZM161 245L158 246V244ZM204 243V244H203ZM27 244V245H25ZM41 244V245H40ZM48 246H46V245ZM86 244V245H85ZM96 246H95V245ZM116 244V245H115ZM125 244V245H124ZM128 244V245H127ZM135 244V245H134ZM154 244L156 246H154ZM202 244V245H201ZM248 244V245H247ZM13 245V246H12ZM40 245V246H39ZM52 245V246H51ZM55 247H54V246ZM94 245V246H92ZM99 245V246H98ZM108 245V246H107ZM130 245V246H129ZM216 247H214V246ZM221 245V248L220 246ZM120 246H123V247H120ZM132 246L134 247L133 250L132 249ZM163 246V247H162ZM166 246V247H165ZM182 246V247H181ZM189 246V247H187ZM199 246V248H198ZM209 246V247H208ZM211 246V248H210ZM227 249H225L226 247ZM19 247V246H18ZM24 247V248H23ZM49 247V248H48ZM76 247H78L76 249ZM91 247V248H90ZM93 247V248H92ZM129 247V248H128ZM139 249H138V248ZM143 247V248H142ZM150 247V248H149ZM178 247V248H177ZM185 247V248H184ZM186 247L189 249V248H192L193 250H190L187 251L186 250ZM214 247V248H213ZM23 248V249H22ZM46 248V249H45ZM89 248V249H88ZM98 248V249H97ZM101 248V249H100ZM125 248V251H122L124 250ZM159 248V249H158ZM160 248L161 251H160ZM167 248V249H166ZM176 250H175V249ZM200 248H203V249H200ZM211 250H210V249ZM217 248H219L217 250ZM223 248V249H222ZM44 249V250H42ZM51 249V250H50ZM105 249V250H104ZM110 249V250H109ZM121 249V250H120ZM127 249V250H126ZM143 249V251H142ZM147 249H149L147 251ZM174 249V250H173ZM208 249V250H207ZM212 249H215V250H212ZM40 252L37 254L36 252L39 251ZM57 250V251H56ZM80 250V251H79ZM92 250V251H91ZM95 250V252H94ZM109 250V251H108ZM113 250V251H112ZM139 250V251H137ZM145 250V251H144ZM155 250V251H154ZM202 250V251H201ZM207 250V251H206ZM222 250V251H221ZM224 250V251H223ZM89 251V253H88ZM127 251V253H126ZM131 251V252H130ZM142 251V252H140ZM154 251V252H153ZM158 251V252H156ZM178 251V252H176ZM192 251H198L200 252L201 254H199L198 252L194 253L193 255L191 254ZM211 251V252H210ZM217 251V253H216ZM219 251V252H218ZM263 251V252H262ZM45 252V253H43ZM117 252V253H116ZM130 252V253H129ZM147 252V253H146ZM150 252V253H149ZM176 252V253H175ZM208 252V253H207ZM221 252L223 254H221ZM227 252V254H225ZM93 253V254H92ZM99 253V254H98ZM121 253V254H120ZM124 253V254H123ZM127 254V257H126V254ZM137 253V255H136ZM152 253V254H151ZM161 253V254H160ZM37 254V255H36ZM90 254V255H88ZM107 254V255H106ZM117 254V255H116ZM120 254V256H119ZM134 254V255H133ZM158 254V255H157ZM174 254V255H173ZM205 254V256H204ZM40 255V256H39ZM50 255V256H49ZM55 255V256H54ZM98 255V256H97ZM125 255V256H124ZM163 255V260H162V257L160 258V256ZM182 255V256H181ZM196 255V256H195ZM217 255V256H215ZM224 255V256H223ZM49 256V258H48ZM53 257L54 258V261L52 263H49L48 260L50 259V257ZM89 258H88V257ZM96 258H95V257ZM115 256V259L112 258ZM172 256V257H171ZM186 256V257H184ZM214 256V257H213ZM222 256V257H221ZM228 256V258L226 257ZM107 257V258H106ZM119 257V259H118ZM137 260H135V258ZM138 257V258H137ZM147 257V258H146ZM150 257V258H149ZM152 257V258H151ZM158 257V258H157ZM167 257V259H166ZM192 257V258H191ZM196 257V259L194 258ZM205 257V258H204ZM210 257H211V260H210ZM260 257V258H259ZM5 258V257H4ZM92 258V259H91ZM94 258V259H93ZM110 258V259H109ZM120 258H121V261H120ZM129 258V259H128ZM131 258V259H130ZM134 258V259H133ZM174 258V259H173ZM208 258V259H207ZM214 258V259H213ZM86 259V260H85ZM104 259V261H103ZM109 261H108V260ZM113 259V260H112ZM156 259V261L154 262L153 260ZM224 259V260H223ZM88 260V261H87ZM91 260V261H89ZM118 260V261H116ZM134 260V261H133ZM150 260V261H149ZM160 260V261H159ZM169 260L171 261L172 260V263L169 262ZM188 260V261H187ZM201 260V261H200ZM204 260V261H203ZM210 260V261H209ZM219 260V261H218ZM61 261V262H60ZM120 261V262H119ZM152 261V262H151ZM167 261V263H166ZM207 261V262H206ZM222 261V262H221ZM258 261V262H257ZM38 263H42V260L39 258L37 260ZM98 262V263H97ZM103 262V263H102ZM122 262V263H121ZM143 262V263H142ZM190 262V263H189ZM246 262V263H245ZM256 262V263H255ZM105 264V263H104Z\"/></svg>",
	"mask_w": 264,
	"mask_h": 264
}]
</instances>
